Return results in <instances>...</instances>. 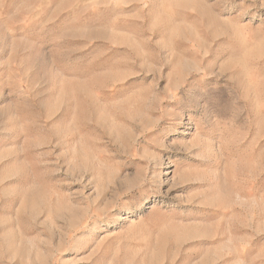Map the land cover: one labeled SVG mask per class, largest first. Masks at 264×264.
<instances>
[{"label":"rangeland","instance_id":"rangeland-1","mask_svg":"<svg viewBox=\"0 0 264 264\" xmlns=\"http://www.w3.org/2000/svg\"><path fill=\"white\" fill-rule=\"evenodd\" d=\"M0 264H264V0H0Z\"/></svg>","mask_w":264,"mask_h":264}]
</instances>
